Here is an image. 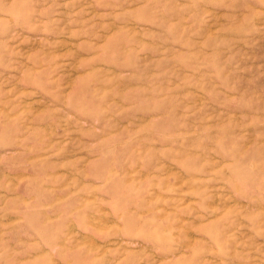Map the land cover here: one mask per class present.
I'll use <instances>...</instances> for the list:
<instances>
[{"label": "rangeland", "instance_id": "1", "mask_svg": "<svg viewBox=\"0 0 264 264\" xmlns=\"http://www.w3.org/2000/svg\"><path fill=\"white\" fill-rule=\"evenodd\" d=\"M0 264H264V0H0Z\"/></svg>", "mask_w": 264, "mask_h": 264}]
</instances>
